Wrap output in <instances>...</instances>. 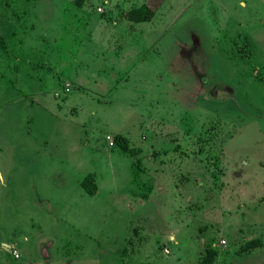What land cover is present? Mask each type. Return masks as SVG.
Instances as JSON below:
<instances>
[{"label": "rangeland", "instance_id": "rangeland-1", "mask_svg": "<svg viewBox=\"0 0 264 264\" xmlns=\"http://www.w3.org/2000/svg\"><path fill=\"white\" fill-rule=\"evenodd\" d=\"M207 247L264 264V0H0V264Z\"/></svg>", "mask_w": 264, "mask_h": 264}, {"label": "trees", "instance_id": "trees-1", "mask_svg": "<svg viewBox=\"0 0 264 264\" xmlns=\"http://www.w3.org/2000/svg\"><path fill=\"white\" fill-rule=\"evenodd\" d=\"M155 9L149 6L148 4L142 3L138 6H132L129 9L125 10L123 16L126 20L131 22H146L149 21L154 15ZM113 142L117 145L122 151L127 152L131 156H135L136 151L130 147L127 138L120 134H115L113 136ZM81 188L89 195H93L97 191V185L94 180V176L91 173L86 174L80 182ZM261 241L258 238L250 239L244 242L241 246V250L248 251L252 248L261 246ZM216 256V250L207 247L202 254L201 259L198 264H213Z\"/></svg>", "mask_w": 264, "mask_h": 264}, {"label": "built area", "instance_id": "built-area-1", "mask_svg": "<svg viewBox=\"0 0 264 264\" xmlns=\"http://www.w3.org/2000/svg\"><path fill=\"white\" fill-rule=\"evenodd\" d=\"M15 256H17V254L15 253Z\"/></svg>", "mask_w": 264, "mask_h": 264}]
</instances>
